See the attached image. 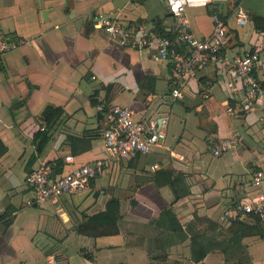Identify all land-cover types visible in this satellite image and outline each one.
I'll return each instance as SVG.
<instances>
[{"label": "crops", "instance_id": "obj_1", "mask_svg": "<svg viewBox=\"0 0 264 264\" xmlns=\"http://www.w3.org/2000/svg\"><path fill=\"white\" fill-rule=\"evenodd\" d=\"M237 7L245 11L244 24L237 23ZM97 13L150 29L159 23L170 35L175 31L165 0H0V39L13 32L16 37L8 39L18 41L0 56V141L6 147L0 156V264L181 260L189 253V236L176 233L161 234L166 259L149 258L143 246L153 245L152 238L145 241L155 232L146 226L149 217L172 205L184 225L199 215L226 226L225 208L264 194V179L259 186L253 184L257 171L264 174V105L243 107V89L230 75V67L209 61L175 84L170 60H153L146 51L121 46L93 25ZM214 13L225 23L228 55L259 51L253 75L264 83V23L258 22L263 27L257 29L253 21L256 15L264 16V0H211L184 11L190 31L199 38L212 32ZM145 75L156 79L154 91L143 96L152 85L139 88ZM175 86L180 97L171 95ZM48 104L51 107L42 115ZM112 105L130 107L136 119L164 118V139L131 162L114 160L87 192L76 194V201L64 195L56 202L25 206L32 196L25 183L29 171L56 158L64 161L67 155L73 164L105 156L99 108ZM228 106L232 112H227ZM45 117L53 118L48 128ZM45 129L48 138L39 148L38 137ZM233 135L239 142L221 154L207 149L208 137ZM70 167L71 163L65 169ZM159 169L181 171L190 193L174 200L168 185L151 179ZM118 175L120 200L131 202L133 197L137 203L132 212L137 215L127 212L132 220H123L118 234H79L78 211L93 210L101 200L106 203L118 196L112 183ZM243 243L251 264H264V237L247 236ZM81 249L92 259L81 255ZM221 259L214 251L201 263L218 264Z\"/></svg>", "mask_w": 264, "mask_h": 264}, {"label": "built area", "instance_id": "obj_2", "mask_svg": "<svg viewBox=\"0 0 264 264\" xmlns=\"http://www.w3.org/2000/svg\"><path fill=\"white\" fill-rule=\"evenodd\" d=\"M211 0H165L167 11L174 19L175 31L170 36H160L153 29L141 24H130L104 13L92 16L93 25L102 29L108 37L123 47L146 51L153 60H170L173 66L175 84L194 76L195 69L209 61L222 63L230 67V75L240 83L243 89V107L250 109L264 105V87L253 75V69L260 60L258 50L244 52L241 55L219 53L227 44V29L224 20L216 13L212 14L213 29L206 38L194 35L189 27V20L184 14L187 6L206 5ZM236 20L239 24L246 22L243 7L236 8ZM14 39H0V56L17 46ZM173 97H180L178 87L171 90ZM230 106L227 112H232ZM104 125L101 137L105 156L73 164L70 155L65 156L66 166L71 167L55 173L50 164H41L25 175V183L32 196L25 201V206L42 205L56 202L61 196L87 192L93 181L103 175L114 160L129 159L136 153H149L165 137L164 118L136 119L133 111L125 105L106 106L101 111ZM239 142L237 135L220 138H207V149L213 155H219ZM157 165H152L155 167ZM264 174L257 171L253 184L259 186ZM254 211L264 219V194L247 201H237L223 210L226 219L245 218L247 212Z\"/></svg>", "mask_w": 264, "mask_h": 264}, {"label": "trees", "instance_id": "obj_3", "mask_svg": "<svg viewBox=\"0 0 264 264\" xmlns=\"http://www.w3.org/2000/svg\"><path fill=\"white\" fill-rule=\"evenodd\" d=\"M253 21L257 29L261 28L263 26H260L258 22L264 23V16L256 15ZM153 29L160 36H170V32L166 31L159 23ZM15 37L16 35L13 32L6 34L7 39ZM250 51H253V49ZM224 52L225 49L221 48L218 54ZM155 79L156 77L152 75H145L141 79L139 88L145 84L152 83L147 88V91L143 93V96L147 95L148 92L154 91ZM261 85L264 87V83H261ZM103 109L104 106L99 108L100 111ZM45 119L48 128L51 126L53 118L45 117ZM38 138L41 143L39 145L40 148L47 141V129L40 132ZM5 151L6 147L0 141V156ZM140 154L136 153L133 157L126 160L131 162ZM50 165L55 173H59L62 171L64 161L61 158H56L50 162ZM151 179L156 184L168 185L174 195V200H178L190 193V186L186 183L184 174L181 171L159 169L153 173ZM126 203L128 204L127 211H125ZM136 203L137 201L133 197L131 202H123L120 200V195H112L106 201L104 208L97 213L87 215L83 212L82 219L76 228L77 232L91 237L118 234L120 232L121 222L123 220H132L131 216L126 217L127 212L130 214L133 213L135 216L137 215L136 211L132 212V208L136 206ZM146 226L155 231L152 236L150 234L145 236V241L147 242L152 238L153 245H143L147 250L149 258L152 260H164L167 258V245H163L162 243V233H167L168 235L176 233L179 237L188 235L189 258L190 262L194 263H201L208 253L217 250L222 254L224 264H251V255L249 254L247 245L243 243V238L247 236L264 237V219L259 213L254 211L247 212L244 219L236 218L228 220L226 226L208 217L199 215H195L191 221L184 225L176 216L172 205H169L160 209L156 216L149 217ZM81 253L85 258L92 259V255L84 249H81Z\"/></svg>", "mask_w": 264, "mask_h": 264}, {"label": "rangeland", "instance_id": "obj_4", "mask_svg": "<svg viewBox=\"0 0 264 264\" xmlns=\"http://www.w3.org/2000/svg\"><path fill=\"white\" fill-rule=\"evenodd\" d=\"M119 178H121V176H117V177H115V182H112V183H115V192H116V194H118V195H120L121 193H120V190H119V188H120V186H119V184H120V180H119ZM105 184L107 185L108 184V182L106 183L105 182ZM119 187V188H118ZM100 191H101V189H99L98 191H97V194H99L100 193ZM68 197V196H67ZM79 196L78 195H72L71 196V198H72V200H74V201H76V199L78 198ZM104 200H101V202H99V203H97L96 204V207H95V209H93V210H90L89 208H86L84 211V213H86V211L88 212L87 214H89V215H91V214H95V213H97L98 211H100V210H102L103 208H104ZM73 212H74V209H71ZM78 211V210H77ZM78 213H79V215L81 216V219H82V215H83V212L81 211H78ZM215 251H217V250H215ZM211 252H214V251H211ZM219 252V251H218ZM81 255H83V254H81ZM258 256V255H257ZM162 260V259H161ZM161 264H202V263H194V262H190V258H189V253H186L185 254V256H183L182 257V259L181 260H176V261H173V260H168V261H166L165 263L164 262H161ZM218 264H224L223 263V260L221 259V263H218Z\"/></svg>", "mask_w": 264, "mask_h": 264}, {"label": "water", "instance_id": "obj_5", "mask_svg": "<svg viewBox=\"0 0 264 264\" xmlns=\"http://www.w3.org/2000/svg\"><path fill=\"white\" fill-rule=\"evenodd\" d=\"M176 101H178V102H179L180 100H177V99H176ZM50 107H51V105H50V104L46 105V107L44 108V110L42 111V113H41V114H42V115H44V114L47 112V110H48Z\"/></svg>", "mask_w": 264, "mask_h": 264}, {"label": "clouds", "instance_id": "obj_6", "mask_svg": "<svg viewBox=\"0 0 264 264\" xmlns=\"http://www.w3.org/2000/svg\"><path fill=\"white\" fill-rule=\"evenodd\" d=\"M201 2H203V0H201Z\"/></svg>", "mask_w": 264, "mask_h": 264}]
</instances>
